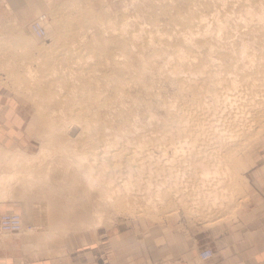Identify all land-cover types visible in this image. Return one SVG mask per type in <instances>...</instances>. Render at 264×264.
I'll list each match as a JSON object with an SVG mask.
<instances>
[{
    "label": "rangeland",
    "instance_id": "1",
    "mask_svg": "<svg viewBox=\"0 0 264 264\" xmlns=\"http://www.w3.org/2000/svg\"><path fill=\"white\" fill-rule=\"evenodd\" d=\"M263 96L264 0H0V112L32 148L22 188L70 227L227 216L264 144Z\"/></svg>",
    "mask_w": 264,
    "mask_h": 264
},
{
    "label": "crops",
    "instance_id": "2",
    "mask_svg": "<svg viewBox=\"0 0 264 264\" xmlns=\"http://www.w3.org/2000/svg\"><path fill=\"white\" fill-rule=\"evenodd\" d=\"M3 112L0 213L21 212L32 229L0 232V264H264V144L245 170L243 197L222 219L183 225L124 216L93 227H70L52 215L44 200L25 203L28 190L22 183L28 180L19 170L33 165L32 148L19 143L13 114ZM203 248L213 254L201 261L197 254Z\"/></svg>",
    "mask_w": 264,
    "mask_h": 264
},
{
    "label": "built area",
    "instance_id": "3",
    "mask_svg": "<svg viewBox=\"0 0 264 264\" xmlns=\"http://www.w3.org/2000/svg\"><path fill=\"white\" fill-rule=\"evenodd\" d=\"M44 16H40L31 24V31L38 37L44 36V27L40 23ZM22 218L18 212H3L0 213V232H18L22 229ZM213 251L210 248L201 249L197 256L199 260L204 261L211 257Z\"/></svg>",
    "mask_w": 264,
    "mask_h": 264
},
{
    "label": "bare ground",
    "instance_id": "4",
    "mask_svg": "<svg viewBox=\"0 0 264 264\" xmlns=\"http://www.w3.org/2000/svg\"><path fill=\"white\" fill-rule=\"evenodd\" d=\"M241 4H242V3H241ZM245 4H246V3H245ZM245 4H244V7L246 6ZM248 4H249V2H248ZM244 7H243V9H244ZM42 22H44V20H43ZM42 22H40V23L43 25ZM45 27H46V26H45ZM44 34H45V32H44ZM210 66H211V65H210ZM210 71H212V70H210ZM208 72H209V71H208ZM184 73H185V72H184ZM180 77H181V76H180ZM193 77H194V75H193ZM195 78H196V77H195ZM194 80H195V81H194ZM194 80H193V81H194V83H195V82H196V79H194ZM190 82H191V81H190ZM200 82H202V80H201ZM187 83H188V82H187ZM194 83H192V84L194 85ZM198 84H199V82H198ZM228 84H229V83H228ZM221 85H222V84H221ZM193 89H194V88H193ZM198 89H199V88H198ZM203 89H204V88H203ZM210 92H211V90H210ZM242 96H243V95H242ZM246 96H248V95H246ZM263 97H264V96H263ZM190 98H191V97H190ZM252 98H253V97H252ZM259 100H260V99H259ZM211 101H212V100H211ZM245 101H246V100H245ZM261 101H262V100H261ZM261 101H260V103H261ZM204 102H205V101H204ZM254 102H255V101H254ZM191 103H192V102H191ZM213 103H214V102H213ZM240 103H243V102L240 101ZM240 103H239V104H240ZM260 103L258 102L257 104L260 105ZM195 104H196V103H195ZM197 104H199V103H197ZM201 104H202V103H201ZM207 104H208V102H207ZM209 104H211V103H209ZM243 104H246V102L243 103ZM253 104L255 105V103H253ZM189 105H190V104H189ZM261 105H262V104H261ZM196 106H197V105H196ZM202 106H203V105H202ZM241 106L243 107L242 104H241ZM246 106H249V105H246ZM255 106H256V105H255ZM255 106H254V108H252L251 110L255 109ZM263 106H264V104H263ZM189 107H190V106H189ZM189 107H187V108H189ZM200 107H201V106H200ZM203 107H204V106H203ZM225 107H226V106H225ZM251 107H252V106H251ZM195 108H196V107H195ZM197 108H198V107H197ZM249 108H250V106H249ZM169 109H171V108H169ZM200 109H201V108H200ZM204 109H205V108H204ZM206 109H207V108H206ZM258 109H259V108H257V110H258ZM261 109H262V107H261ZM173 110H174V109H173ZM208 110H209V109H208ZM210 110H211V109H210ZM246 110H247V109H246ZM257 110H255V111H257ZM259 110H260V109H259ZM168 111H169V110H168ZM170 111H171V110H170ZM184 111H185V110H184ZM242 111H243V110H242ZM174 112H175V111H174ZM208 112H209V111H208ZM230 112H231V111H230ZM245 112H246V111H245ZM247 112H248V111H247ZM192 113H193V111H192ZM194 113H195V112H194ZM199 113H200V112H199ZM201 113H202V112H201ZM213 113H214V112H213ZM213 113H212V114H213ZM249 113H250V112H249ZM259 113H260V112H259ZM185 114H186V112H185ZM187 114H188V113H187ZM197 114H198V113H196V115H197ZM214 114H215V113H214ZM250 114H252V113H250ZM250 114H249V115H250ZM204 115H205V114H204ZM229 115H230V114H229ZM243 115H244V114H243ZM256 115H257V113H255V116H256ZM261 115H262V114H261ZM178 116H179V115H178ZM187 116H188V115H187ZM190 116H192V115H190ZM190 116H189V117H190ZM251 116H252V115H251ZM257 116H258V115H257ZM257 116H256V117H257ZM259 116H260V115H259ZM259 116H258V117H259ZM176 117H177V116H176ZM202 117H203V116H202ZM228 117H229V116H228ZM230 117H231V116H230ZM252 117H254V115H253ZM261 117H262V116H261ZM190 118H191V117H190ZM242 118H243V117H242ZM246 118H247V117H246ZM250 118H251V117H250ZM254 118H255V117H254ZM179 119H180V118H179ZM183 119H184V118H183ZM183 119H181V120L184 121L185 119H184V120H183ZM198 119H199V118H198ZM198 119H196V120H198ZM248 119H249V118H248ZM251 119H253V118H251ZM190 120H191V119H190ZM196 120H195V121H196ZM203 120H204V119H203ZM206 120H207V119H206ZM250 121H251V120H250ZM250 121H249V124H250ZM253 121H254V120H253ZM190 122H191V121H190ZM199 122H200V121H199ZM199 122H197V123H199ZM201 122H202V121H201ZM255 122H256V121H255ZM184 123L188 124L187 122H184ZM197 123H196V124H197ZM203 123H204V122H203ZM206 123H207V122H206ZM235 123H236V121L234 122V124H235ZM238 123H239V122H238ZM173 124H174V123H173ZM175 124H176V123H175ZM181 124H182V123H181ZM192 124H193V123H192ZM196 124H195V126H196ZM207 124H208V123H207ZM218 124H219V123H218ZM231 124H232V122H231ZM246 124H247V123L244 124L245 127L247 126ZM183 125H184V124H183ZM208 125H209V124H208ZM229 125H230V124H229ZM238 125H240V124H238ZM172 126L174 127V125H172ZM200 126H201V125H200ZM204 126H205V125H204ZM204 126H203V127H204ZM219 126H220V125H219ZM230 126H231V125H230ZM241 126H242V125H241ZM257 126H258V125H257ZM179 127H180V125H179ZM179 127H178V129H179ZM184 127H186V126H184ZM197 127H198V126H197ZM197 127H196V129H198ZM232 127H233V126H232ZM74 128H75V127H74ZM169 128H170V126H169ZM189 128H190V127H189ZM200 128L203 129L202 127H200ZM200 128H199V129H200ZM211 128H212V127H211ZM187 129H188V127H187ZM201 129H200V130H201ZM208 129H209V128H208ZM208 129H207V130H208ZM241 129H242V128H241ZM168 130H169V129H168ZM175 130H176V129H175ZM179 130H180V129H179ZM194 130H195V129H194ZM246 130H247V129H246ZM246 130H244V131H246ZM253 130H254V129H253ZM181 131H183V130H181ZM187 131H188V130H187ZM203 131H204V130H203ZM211 131H212V130H211ZM242 131H243V130H242ZM249 131H250V130H249ZM189 132H190V130H189ZM195 132H196V131H195ZM173 133H174V132H173ZM177 133H178V132H177ZM191 133H192V132H191ZM197 133H199V131H198ZM204 133H205V132H204ZM188 134H189V133H188ZM243 134H245V133H243ZM202 135H203V134H202ZM206 135H207V134H206ZM209 135H210V134H209ZM209 135H208V136H209ZM240 135H241V133H240ZM219 136H220V135H219ZM193 137H194V136H193ZM205 137H206V136H205ZM211 137H212V136H211ZM213 137H214V136H213ZM237 137H238V136H237ZM167 138H168V137H167ZM199 138H200V137H199ZM201 138H203V137H201ZM217 138H218V137H217ZM222 138H224V137H222ZM168 139H169V138H168ZM208 139H210V138H208ZM224 139H225V138H224ZM237 139H238V138H237ZM197 140H198V139H197ZM197 140H195V141H197ZM203 140H204V139H203ZM167 141H168V140H167ZM209 141H210V140H209ZM232 141H233V140H232ZM237 141H239V140H237ZM240 141H241V140H240ZM162 142H163V141H162ZM200 143H201V142H200ZM224 143L228 144V141H226V142H224ZM230 143H231V142H230ZM234 143H235V142H234ZM234 143H233V144H234ZM236 143H237V142H236ZM197 144H198V143H197ZM207 144H208V143H207ZM217 144H218V143H217ZM220 144H221V143H220ZM231 144H232V143H231ZM233 144H232V145H233ZM201 145H202V144H201ZM228 145H229V144H228ZM190 146H191V145H190ZM211 146H212V145H211ZM164 147H165V146H164ZM167 147H168V146H167ZM180 147H181V146H180ZM214 147H215V146H214ZM214 147H213V148H214ZM221 147H222V146H221ZM214 150H216V149H214ZM229 150H230V149H229ZM221 151H222V150H221ZM216 152L219 153L218 151H216ZM142 154H143V153H142ZM140 155H141V154H140ZM140 155H139V156H140ZM109 156H110V155H109ZM182 156H183V155H182ZM209 156H210V155H209ZM111 157H112V156H111ZM113 157H114V156H113ZM164 157H165V156H164ZM193 157H194V156H193ZM219 157H220V156H219ZM159 158H160V157H159ZM175 158H176V157H175ZM194 158H195V157H194ZM206 158H207V156H206ZM206 158H205V159H206ZM210 158H212V157H210ZM227 158H228V156H227ZM160 159H161V158H160ZM225 159H226V158H225ZM173 160H174V159H173ZM213 160H214V159H213ZM213 160H212V161H213ZM226 160H227V159H226ZM130 161H131V160H130ZM134 161H135V160H134ZM136 161H137V160H136ZM142 161H143V160H142ZM147 161H148V160H147ZM131 162H132V161H131ZM169 162H170V161H169ZM176 162H177V161H176ZM176 162H175V163H176ZM184 162H185V161H184ZM217 162H218V161H217ZM163 163H164V162H163ZM167 163H168V162H167ZM139 164H140V163H139ZM172 165H173V164H172ZM75 166L77 167V165H75ZM216 166H217V165H216ZM220 166H221V165H220ZM78 167H79V166H78ZM78 167H77V171H79ZM163 169H164V168H163ZM166 169H167V168H165V170H166ZM214 169H215V167H214ZM214 169H213V170H214ZM85 171H86V170H85ZM214 171H215V170H214ZM169 172H170V171H169ZM221 172H222V171H221ZM78 173H79V172H78ZM83 173H84V172H83ZM213 173H214V172H213ZM79 174H80V173H79ZM172 174H173V173H172ZM218 174H219V173H218ZM82 175H84V174H82ZM201 175H202V174H201ZM201 175H200V176H201ZM219 175H220V174H219ZM80 176H81V175H80ZM176 176H177V175H176ZM176 176H175V177H176ZM221 176H222V175H221ZM82 177H83V176H82ZM85 178L88 179V181H89L90 178H89L88 173H87V175L85 174ZM177 178H178V177H177ZM218 178H219V177H218ZM83 179H84V177H83ZM166 179H167V178H166ZM79 180H80V179H79ZM90 180L92 181V179H90ZM179 180H180V179H179ZM216 180H217V179H216ZM30 181H31V180H30ZM91 181H89V182H91ZM110 181H111V180H110ZM214 181H215V180H214ZM220 181H221V180H220ZM40 182H42V180H41ZM31 183H32V185L34 186L35 180H33V182H31ZM214 183H216V182H214ZM39 184H40V183H39ZM216 184H217V183H216ZM28 185H29V184H28ZM28 185H25L23 189H25V190L27 189V190H28V188L31 187V186L28 187ZM36 185H37V184H36ZM36 185H35V186H36ZM88 185H90V184L88 183ZM33 186H32V188H33ZM211 186H212V185H211ZM100 187H101V186H100ZM100 187H99V188H100ZM90 188L92 189L91 185H90ZM23 189H22V193H23ZM100 190H101V189H100ZM100 190H99V191H100ZM219 190H223V189H219ZM229 191H230V190H229ZM210 192H212V191H210ZM220 192L223 193L222 191H220ZM102 194H103V193H102ZM215 194H216V193H215ZM222 195H223V194H222ZM22 196H23V195H22ZM25 196H26V195H25ZM25 196H24V197H25ZM170 196H171V195H170ZM211 196H213V195H211ZM102 197H104V196H102ZM214 197H215V196H213L212 198L214 199ZM100 198H101V197H100ZM212 198H211V199H212ZM23 199H24V198H23ZM31 199H33V198H31V197L28 196V198L26 199V202H25V203L28 205V204H29L28 201L31 200ZM102 199H103V198H102ZM209 199H210V196H209ZM105 200H106V197H105ZM103 201H104V199H103ZM214 201H215V200H214ZM214 201H213V202H214ZM210 207H213V208H211L212 210H213L214 208L217 209V206H213V205H211V206H208V207H207V208H208V211L210 210V209H209ZM202 209H203V208H202ZM217 210H218V209H217ZM196 211H198V213H200L199 210H196ZM205 212H207V211H205ZM211 212H212V211H211ZM22 223H23V222H22ZM22 229H24V228L22 227ZM31 229H32V228H31ZM25 230H26V227H25Z\"/></svg>",
    "mask_w": 264,
    "mask_h": 264
}]
</instances>
